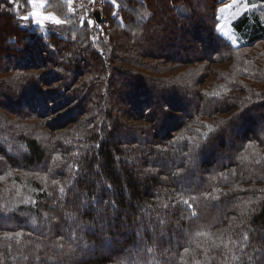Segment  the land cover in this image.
Wrapping results in <instances>:
<instances>
[{"label": "trees", "instance_id": "trees-1", "mask_svg": "<svg viewBox=\"0 0 264 264\" xmlns=\"http://www.w3.org/2000/svg\"><path fill=\"white\" fill-rule=\"evenodd\" d=\"M52 1L0 0V264H264V1Z\"/></svg>", "mask_w": 264, "mask_h": 264}, {"label": "rangeland", "instance_id": "rangeland-1", "mask_svg": "<svg viewBox=\"0 0 264 264\" xmlns=\"http://www.w3.org/2000/svg\"><path fill=\"white\" fill-rule=\"evenodd\" d=\"M83 2H84V0H79V1H77V0H73L72 1V3H71V6H70V9H71V14H73V15H77V16H79V18L81 19V20H86V18L88 17V16H90V14L89 15H81V13H82V11L81 10H83V8H81V6L83 5ZM74 6H75V8H74ZM83 7V6H82ZM101 10H102V8H103V6L101 5ZM99 8V9H100ZM40 16V17H39ZM39 16H33L32 17V19L34 20V22L37 24V25H39V26H41L42 28H47L49 31H57L58 33H61V34H64V32H65V29H67L66 27H67V25L65 24V21L63 22L62 20H60V19H49L47 16H45L44 17V15H39ZM57 21H59V23H57ZM221 26H222V34L224 35V36H226L228 39H231V41L234 43V44H237V43H241V41L242 40H240L237 36H236V34H232V32L230 33L229 32V25H228V21L226 22V23H224V22H222L221 23ZM237 38V39H236ZM165 64H163V66H164ZM166 65H172L170 68H168L167 67V73L168 74H175L176 72H177V70H173V67L175 66H177V64H175V63H171V62H167L166 63ZM174 67V68H175ZM34 72H39V71H33V73ZM27 73V72H26ZM28 73H30L31 74V72H28ZM41 73V72H40ZM7 90L8 91H10V97L11 96H14V93H16V88H14L13 86H7ZM57 88H61L60 86H57ZM13 100L15 99V98H12ZM15 111H17V112H20L21 113V116L22 117H24V114H25V116H28V113H27V110L24 108V107H22V106H19L18 104L16 105V107H15ZM2 110V108H0V111ZM3 111V113L6 115H9L10 113L7 111V110H2ZM14 111V112H15ZM59 115H56V116H52V118H57ZM9 117H13V115H9ZM61 117V116H60ZM51 118V119H52ZM23 122L26 124V119H25V117L23 118ZM32 122H34V123H38L39 125H40V129H41V131H44V132H42V134H41V136L42 135H47V136H51V135H59V136H61V135H64V139H63V141L64 142H66V141H68L69 140V135H67L66 134V131L64 130V129H58V130H53L52 128H49V127H47V125H46V120L44 119V118H42V117H39V116H37V118H32V120H31ZM122 121H123V123H125L126 125H129L130 123L131 124H134V125H136L137 124V121L136 120H132V119H127V118H122ZM141 124H142V122H141ZM34 124H31L30 125V127H32ZM140 125V124H139ZM60 127V126H59ZM37 127H35L34 129H36ZM58 136V137H59ZM3 144H6L7 145V139L6 138H4V140H3ZM25 151H24V149H21V152H18V155L19 154H21V153H24ZM20 156L21 155H19L18 156V158H20ZM126 158L128 159V161L132 164V165H134V166H137L138 165V163L136 162V159L135 158H133L129 153H127V156H126ZM20 160V159H19ZM75 168H77V167H75ZM2 221H3V219H2Z\"/></svg>", "mask_w": 264, "mask_h": 264}, {"label": "crops", "instance_id": "crops-1", "mask_svg": "<svg viewBox=\"0 0 264 264\" xmlns=\"http://www.w3.org/2000/svg\"><path fill=\"white\" fill-rule=\"evenodd\" d=\"M73 0H57V2L64 3L71 12L70 6ZM103 1V0H102ZM264 1V0H263ZM52 0H36L35 3H29L28 16H39L44 15L49 19H59V14L57 11L51 7ZM263 4L261 0H225L223 5L220 7L221 23H226L228 21L229 32L235 33L233 29V22L239 18L244 13H247L255 9L258 5ZM55 7V6H54ZM40 17V16H39ZM220 23V26H221ZM222 32V26H221Z\"/></svg>", "mask_w": 264, "mask_h": 264}, {"label": "built area", "instance_id": "built-area-1", "mask_svg": "<svg viewBox=\"0 0 264 264\" xmlns=\"http://www.w3.org/2000/svg\"><path fill=\"white\" fill-rule=\"evenodd\" d=\"M79 1V0H77ZM101 5H102V0H84L83 2V8L81 15H93L94 11L99 10L101 11ZM75 8V6H74ZM100 8V9H99Z\"/></svg>", "mask_w": 264, "mask_h": 264}, {"label": "water", "instance_id": "water-1", "mask_svg": "<svg viewBox=\"0 0 264 264\" xmlns=\"http://www.w3.org/2000/svg\"><path fill=\"white\" fill-rule=\"evenodd\" d=\"M101 15H102V13L99 10H96L93 13V16L95 17V19H96L97 22H100L101 21Z\"/></svg>", "mask_w": 264, "mask_h": 264}, {"label": "snow or ice", "instance_id": "snow-or-ice-1", "mask_svg": "<svg viewBox=\"0 0 264 264\" xmlns=\"http://www.w3.org/2000/svg\"><path fill=\"white\" fill-rule=\"evenodd\" d=\"M36 0H29V3H35ZM57 23H59V21H57Z\"/></svg>", "mask_w": 264, "mask_h": 264}, {"label": "bare ground", "instance_id": "bare-ground-1", "mask_svg": "<svg viewBox=\"0 0 264 264\" xmlns=\"http://www.w3.org/2000/svg\"><path fill=\"white\" fill-rule=\"evenodd\" d=\"M95 18V17H94ZM103 16L101 15V20H102Z\"/></svg>", "mask_w": 264, "mask_h": 264}]
</instances>
